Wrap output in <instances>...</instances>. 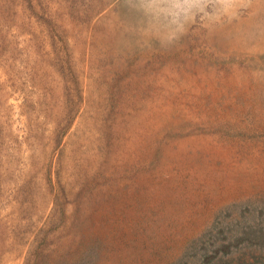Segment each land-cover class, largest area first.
Listing matches in <instances>:
<instances>
[{
	"label": "rangeland",
	"instance_id": "374dc122",
	"mask_svg": "<svg viewBox=\"0 0 264 264\" xmlns=\"http://www.w3.org/2000/svg\"><path fill=\"white\" fill-rule=\"evenodd\" d=\"M0 264H264V0H0Z\"/></svg>",
	"mask_w": 264,
	"mask_h": 264
},
{
	"label": "trees",
	"instance_id": "16d2710c",
	"mask_svg": "<svg viewBox=\"0 0 264 264\" xmlns=\"http://www.w3.org/2000/svg\"><path fill=\"white\" fill-rule=\"evenodd\" d=\"M65 70H66V73H64L60 68V72H61V74H60V76H61V78H62V80H66L67 81V83H68V86L66 87V91H69V93H70V95H72V96H74L75 97V95H76V93H77V90L76 89H74V91H75V93L74 94H72L71 93V91H72V89H70L71 88V85H74L75 83H74V79H73V73H72V70H68L67 68V66H65L64 65V67H63Z\"/></svg>",
	"mask_w": 264,
	"mask_h": 264
}]
</instances>
